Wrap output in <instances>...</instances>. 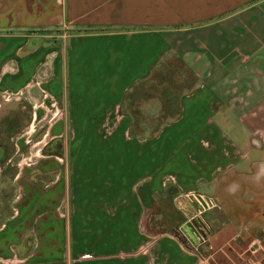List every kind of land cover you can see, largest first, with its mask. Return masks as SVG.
<instances>
[{"label":"crops","instance_id":"1","mask_svg":"<svg viewBox=\"0 0 264 264\" xmlns=\"http://www.w3.org/2000/svg\"><path fill=\"white\" fill-rule=\"evenodd\" d=\"M167 57L193 84L161 121L133 94ZM11 101L47 128L0 143V264L262 262L264 0H0ZM192 191L219 203L202 256L178 237Z\"/></svg>","mask_w":264,"mask_h":264},{"label":"rangeland","instance_id":"2","mask_svg":"<svg viewBox=\"0 0 264 264\" xmlns=\"http://www.w3.org/2000/svg\"><path fill=\"white\" fill-rule=\"evenodd\" d=\"M155 70L156 71L150 79H147L145 83L137 86L139 93L133 94V103L135 104L133 107H135L137 111L143 112V110H146L145 107L149 105L150 110L148 111L150 112H146L149 114L153 111H151V109L158 108L163 112V119H160L163 121L176 114L177 103L182 94L181 92L189 90L193 84V76L179 60L173 57L165 58ZM129 96L130 98L132 97V95ZM6 105L9 107L7 110L4 108L0 110V143H5L3 142L5 140L8 142L5 144L10 147L11 132L17 134L18 131V133L20 132L19 134H21L29 130L27 129L29 125H26V123L29 120L30 108L26 102H19L17 105H14L11 101L9 103L7 102ZM46 128L45 125L42 126L39 124V126L35 128L32 127L27 135L34 132L38 138H41ZM10 129H12V131H10ZM33 144V141L32 144L28 142L27 147L20 155H17V159L9 162L10 164L8 166L16 167L19 164L29 165L30 149L33 148L35 151L41 145V143H38L36 147H32L31 145ZM261 256L264 257V252ZM261 261L260 264H264V258Z\"/></svg>","mask_w":264,"mask_h":264},{"label":"built area","instance_id":"3","mask_svg":"<svg viewBox=\"0 0 264 264\" xmlns=\"http://www.w3.org/2000/svg\"><path fill=\"white\" fill-rule=\"evenodd\" d=\"M184 200H188L189 204H186ZM179 203L182 209H186V205H190L191 210L186 221L178 228V237L183 240L184 246L189 251L202 256L204 247L211 248L213 234V228L205 214L210 210L217 209L219 203L213 195L198 191L181 194Z\"/></svg>","mask_w":264,"mask_h":264}]
</instances>
